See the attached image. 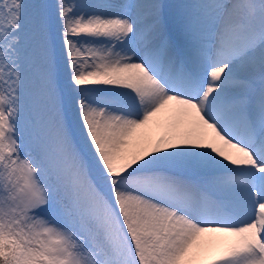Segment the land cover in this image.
I'll list each match as a JSON object with an SVG mask.
<instances>
[{
    "label": "snow or ice",
    "instance_id": "6c2138e0",
    "mask_svg": "<svg viewBox=\"0 0 264 264\" xmlns=\"http://www.w3.org/2000/svg\"><path fill=\"white\" fill-rule=\"evenodd\" d=\"M0 264H264V0H0Z\"/></svg>",
    "mask_w": 264,
    "mask_h": 264
},
{
    "label": "bare ground",
    "instance_id": "6f19581e",
    "mask_svg": "<svg viewBox=\"0 0 264 264\" xmlns=\"http://www.w3.org/2000/svg\"><path fill=\"white\" fill-rule=\"evenodd\" d=\"M54 2V0H52V3ZM164 3L166 4H173V3H178L180 2V0H163Z\"/></svg>",
    "mask_w": 264,
    "mask_h": 264
},
{
    "label": "rangeland",
    "instance_id": "374dc122",
    "mask_svg": "<svg viewBox=\"0 0 264 264\" xmlns=\"http://www.w3.org/2000/svg\"><path fill=\"white\" fill-rule=\"evenodd\" d=\"M49 3H52V0H48Z\"/></svg>",
    "mask_w": 264,
    "mask_h": 264
}]
</instances>
